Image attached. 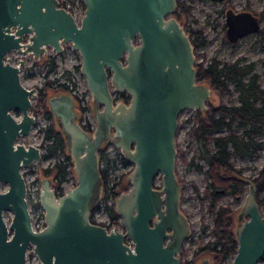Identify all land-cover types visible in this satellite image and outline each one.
Wrapping results in <instances>:
<instances>
[{
	"label": "water",
	"instance_id": "water-1",
	"mask_svg": "<svg viewBox=\"0 0 264 264\" xmlns=\"http://www.w3.org/2000/svg\"><path fill=\"white\" fill-rule=\"evenodd\" d=\"M81 1L84 14L77 19L59 0H0V183L6 185L0 190V264H27L30 244L40 264H181L191 223L176 175L178 122L186 108L206 111L212 88L196 79L192 39L174 15L177 0ZM259 22L248 10L228 7L225 37L235 42ZM66 42L80 55L94 123L90 130L82 124L71 91L47 96L75 183L57 196L50 175L38 178L44 225L36 230L21 169L39 166L40 147L16 139L35 123L29 108L38 89L22 85L20 66L24 56L37 60L49 48L59 53ZM14 49L16 63L7 56ZM122 91L128 99H115ZM108 143L133 165L128 188L113 203L123 231L91 221L103 189L99 149ZM246 184L230 264H258L264 255V215L254 183L247 178Z\"/></svg>",
	"mask_w": 264,
	"mask_h": 264
},
{
	"label": "rangeland",
	"instance_id": "rangeland-1",
	"mask_svg": "<svg viewBox=\"0 0 264 264\" xmlns=\"http://www.w3.org/2000/svg\"><path fill=\"white\" fill-rule=\"evenodd\" d=\"M63 2L68 9L74 13L77 19L84 14V5L79 0H59ZM183 1L185 7H189L187 13L182 15V22L187 30L203 29V36L207 42L204 45L198 46L195 50L197 53L196 62H202L204 65L209 63L212 58L218 59L222 62L234 61L238 57L242 58V62H253V68L259 79V85L264 88V45L261 43V38L264 34L252 33L247 36L241 37L237 42H230L225 37L224 23V3L221 0H178ZM231 4L234 9H244L246 6L252 9L254 12H259L264 8V0H231ZM264 29V22H261ZM64 48L59 53L49 52L48 56H40L39 59H34L30 56H24V63L20 66V79L22 85L26 87L42 88L44 84L50 81V84L42 91L40 99L46 98L55 92L56 85L61 82L65 83L69 88V91L75 90L73 98L76 101L75 109L80 113V120L85 123L93 122L92 110L90 108V93L86 87V79L76 65L80 63V55L77 50H73L71 44L64 43ZM53 58L55 61V67L51 71H48L49 59ZM12 62L16 63L17 58L13 56ZM16 61V62H15ZM212 88V87H211ZM211 95L208 98V102L212 105H218L221 102L226 104L238 103L237 92L234 91L233 85L230 84L227 93L220 94L213 88ZM126 94L120 92H114L113 96L119 100L125 98ZM38 96L32 100L29 111L35 116V123L30 130V134L27 136H19L16 141L22 144H37L40 147L41 159L39 166L36 167L34 163H31L27 168L22 167L21 172L25 178V184L28 189L25 197L27 198V205L30 210V219L32 220L33 229H39L40 225L43 226L41 219V209L38 208L37 200L39 194V179L43 176L44 168H51L55 166V163L65 159L66 153L61 149L54 154L48 152L47 143L44 139V128L50 123L49 118L45 116L44 105L42 101L37 100ZM16 118H19V112L13 111ZM195 111L186 108L180 113L178 122L177 147L179 153L177 155V176L183 184L182 194V210L188 216L191 223V235L183 243V249L185 253L182 254L181 262L183 260H192L195 264H200L204 257L209 258V264H216L214 262V254L208 251H198L199 242L211 241L213 239L210 232L213 221L211 216L205 209V203L199 200V197L203 194L204 188L208 185V179L205 173V161L198 157V146L194 142L193 138L189 135V130L192 124L195 122ZM190 118V119H189ZM189 119V120H188ZM224 131L220 130L217 134ZM263 145L258 149L252 158H236V164L239 166L243 174L247 177L254 178L257 171L262 167L264 162V133L258 137ZM102 151L110 159V164L107 165L100 162V170H104L107 174L106 183L114 185L115 191H122L128 188V184L125 186V178L129 170L133 167L131 164H125L117 155V151L113 149L111 144H106L102 147ZM200 166V167H199ZM68 172L60 179V182H69ZM52 178V182L55 185L56 180L53 179V173L49 174ZM64 180V181H63ZM155 185L161 184L160 174L155 178ZM59 182V183H60ZM65 183H63L64 185ZM65 186V185H64ZM243 195L234 199L229 194H223L219 197L221 203L225 202L230 204L232 213L230 219L232 220V228L236 224V213L239 211L244 195L246 194L248 187L247 184H243ZM6 185L0 183V190H5ZM112 196L107 199V203H112ZM256 198L260 202L259 208L264 214V188L261 190L256 189ZM114 201V200H113ZM114 203V202H113ZM104 202L99 203L98 208L94 210V216L97 218L102 217L104 214ZM11 212L6 211L4 213V219L10 221ZM208 225L209 227H206ZM117 226L120 230H124L122 226L121 217L118 219ZM123 228H122V227ZM26 262L27 264H40L35 252L32 250V244L27 249ZM194 252H198L194 254ZM233 255L228 256L223 263L230 264ZM258 264H264V257L258 261Z\"/></svg>",
	"mask_w": 264,
	"mask_h": 264
},
{
	"label": "trees",
	"instance_id": "trees-1",
	"mask_svg": "<svg viewBox=\"0 0 264 264\" xmlns=\"http://www.w3.org/2000/svg\"><path fill=\"white\" fill-rule=\"evenodd\" d=\"M227 1L229 2L230 0ZM176 7L174 15L182 22V15L188 12L189 7H185L184 2H179L178 0ZM258 14L264 20V9L259 11ZM187 31L190 34L195 50L198 46L207 42L203 36V29ZM195 55L197 57V53ZM47 66L48 71L54 69L55 61L53 58L50 57ZM195 67L198 81L208 82L220 94L227 93L229 85L232 84L234 91L237 92L239 101L238 103L229 104L221 102L218 105H212L207 101L206 111H195V122L189 130V135L193 138L196 146H198V157L205 161V173L208 179V185L204 188L199 200L202 203L207 202L205 209L213 221V226L210 230L213 239L207 242L201 240L198 245V251L205 250L214 254V262L220 264L228 256L235 254L237 242L233 231L234 228H232V220L230 219V214L232 213L230 204L221 203L219 197L223 193L231 195L234 199L240 198L244 192L242 186L246 183L247 178L254 183L257 189L261 190L264 188V162L255 177L251 178L243 174L242 169L237 166L235 161L236 158H252L263 145V142L258 137L264 133V88L259 85L258 74L253 71V62L244 63L240 57L234 61L227 62L212 58L205 65L197 61L195 62ZM76 68L79 69V66L76 65ZM49 84L50 81L46 82L42 88H39V96L42 95V91ZM55 89L54 94L69 90L67 85L61 82L56 85ZM120 93L122 95L125 94L124 91ZM39 96L37 100L42 101L45 116L51 118V122L44 129V139L51 140L47 143L48 152L54 154L58 149L65 152L63 134L54 121L53 114L47 106L46 98L41 100ZM125 99H128V96L125 95ZM220 130L224 132L217 134ZM102 147L99 149V162L102 163L103 161L105 165L110 164V159L102 151ZM119 155L121 156V154ZM66 158L69 159L67 153ZM120 158L121 160L124 159L122 156ZM102 170H100V173ZM52 173L53 179L56 180V183H59L66 173V164L59 161L55 163L53 169L48 167L43 170L44 175L49 176ZM106 194L107 196L104 200L112 196L113 201L118 192H106ZM257 203L259 207L260 202L258 200ZM104 205L111 219L118 221L119 215L114 210L115 204L112 202L108 205L105 202ZM206 227L209 226L206 225ZM184 253L185 250L182 249L181 258ZM196 253L198 252H194V254ZM181 264L195 263L192 260H183Z\"/></svg>",
	"mask_w": 264,
	"mask_h": 264
},
{
	"label": "flooded vegetation",
	"instance_id": "flooded-vegetation-1",
	"mask_svg": "<svg viewBox=\"0 0 264 264\" xmlns=\"http://www.w3.org/2000/svg\"><path fill=\"white\" fill-rule=\"evenodd\" d=\"M219 1V0H218ZM221 1H223V3H224V5H225V7H224V11H223V16H224V23H223V26L225 27V29H226V26H225V11H226V9L228 8V7H231L233 10H234V12L235 11H246V10H248V11H250L252 14H254V15H258L259 16V20H260V22H259V28H258V30H256V31H251V32H248L247 34H252V33H255V34H258V33H261V34H264V29L262 28V25H261V22H264V20H262L261 19V17H260V14H258V12L256 13V12H254L252 9H250V8H248V6H246V8H244V9H234V7L232 6V4H231V0L228 2L227 0H221ZM62 3L63 2H61V5H62ZM264 9V8H263ZM263 9H261V10H263ZM260 10V11H261ZM242 17H245V15H243V13H242ZM247 34H244V35H241L240 37H238L237 38V40L239 39V38H241V37H244V36H247ZM26 39V38H25ZM228 39V38H227ZM237 40L235 41V42H237ZM261 43L264 45V37L263 38H261ZM63 48H64V46H63ZM49 52H52V50L49 48L48 49V52L46 53V54H43V56H46V57H49L48 56V53ZM52 53H55V52H52ZM7 56H9V58L10 59H12L13 58V56L14 57H16L17 58V62H18V60L20 59L19 58V54H18V52L14 49V50H12V51H10V53H8L7 54ZM42 56V57H43ZM31 57V56H30ZM16 62V61H15ZM36 87V86H35ZM37 88V87H36ZM68 88V87H67ZM38 89V93H37V96H39V88H37ZM47 98V97H46ZM75 104H76V102H75ZM76 111H77V109H76ZM78 118H80V113H79V117ZM91 128H88V130H90ZM117 149V148H116ZM119 154H120V152H119ZM122 161H124L125 162V164H127V163H129V160H126L125 158L122 160ZM72 172H73V170H72ZM74 174V173H73ZM74 176H75V174H74ZM101 176H102V183H103V189H102V197H101V199H100V201L96 204L97 206L94 208V210H96V208H98V206H99V203H101V202H104V204H105V202L107 203V200H104V198L107 196V194H106V192H114L115 191V189H114V185H109V184H107L106 183V178H107V174H106V172L104 171V170H102L101 171ZM58 179V178H57ZM61 185H63V182H60V183H55V185L53 184V186H55V191H56V194H57V196H60V194H62V193H64L65 191L63 190V187L61 186ZM127 184H125V186H126ZM56 186H58V187H56ZM25 187H26V189H28V187H27V185L25 184ZM39 187H41V186H39ZM110 187H112V189H110ZM257 189V188H256ZM1 191H3V190H1ZM122 191H124V190H122ZM118 192V191H117ZM121 192V191H120ZM118 194H119V192H118ZM103 198V199H102ZM113 202V201H112ZM108 204V203H107ZM110 204V203H109ZM108 204V205H109ZM94 210H93V212H92V214H91V221L94 223H98V224H100L101 226H104V227H106V229H107V231H109V230H111V229H113V228H118V226H117V222L118 221H115V220H113V219H111V217H110V215H108V213H107V211H106V208H105V206H104V214L102 215V217H99V218H97L96 216H94L93 214H94ZM119 218H120V216H119ZM122 227V226H121ZM123 228V227H122ZM119 229V228H118ZM120 230V229H119Z\"/></svg>",
	"mask_w": 264,
	"mask_h": 264
},
{
	"label": "built area",
	"instance_id": "built-area-1",
	"mask_svg": "<svg viewBox=\"0 0 264 264\" xmlns=\"http://www.w3.org/2000/svg\"><path fill=\"white\" fill-rule=\"evenodd\" d=\"M67 7V6H66ZM68 8V7H67ZM72 93L75 95V90L74 91H72ZM49 121L51 122V118H49ZM82 124L86 127V128H92V126H93V122H88V123H85V122H83L82 121ZM45 129V128H44ZM44 132V131H43ZM45 133V132H44ZM51 140H47V141H45V143H47V142H50ZM111 144V143H110ZM112 145V147H113V149L114 150H116L117 151V155L119 156V157H121L120 155H119V150H117L116 148H115V146L113 145V144H111ZM121 159V158H120ZM124 162V161H123ZM62 163L63 164H66V172H68L67 174H68V179H69V182H67V181H65V182H63V183H65L64 185H61L62 187H63V190L64 191H66L68 188H70L71 187V185L72 184H74L75 183V176H74V174H73V172H72V163H71V160H70V158L68 159V158H66V156H65V159H62ZM128 164H131V163H128ZM64 181V180H63ZM38 201H39V198H38V200H37V205H38ZM38 208H40L41 209V219H42V221H43V225H44V218H43V212H44V210L38 205ZM40 227H42V225H40ZM40 227H38L39 229H40ZM37 230V229H36Z\"/></svg>",
	"mask_w": 264,
	"mask_h": 264
}]
</instances>
